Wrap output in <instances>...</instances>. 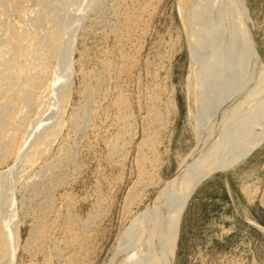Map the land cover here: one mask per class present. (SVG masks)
<instances>
[{"label":"rangeland","instance_id":"1","mask_svg":"<svg viewBox=\"0 0 264 264\" xmlns=\"http://www.w3.org/2000/svg\"><path fill=\"white\" fill-rule=\"evenodd\" d=\"M192 1L157 0L152 13L142 14L143 25L128 30L115 11L136 12L143 0H98L89 12L75 13L76 5L63 10L61 16L83 14L72 34L69 97L56 112L62 123L50 150L39 154L33 146L32 165L21 163L6 178L15 184L8 194L15 198L16 235L14 256L8 252L4 264H110L126 228L192 158L198 136L189 116L195 100L187 79L194 71L195 34L183 20ZM242 7L264 66V0H243ZM37 10H29L26 28ZM15 15L8 21H19ZM115 26L123 31L115 33ZM135 48L136 62L123 70L120 52L133 54ZM215 140L217 135L212 145ZM45 165L50 168L38 176ZM28 178L31 183H25ZM173 264H264V139L245 159L195 187L182 212Z\"/></svg>","mask_w":264,"mask_h":264},{"label":"bare ground","instance_id":"2","mask_svg":"<svg viewBox=\"0 0 264 264\" xmlns=\"http://www.w3.org/2000/svg\"><path fill=\"white\" fill-rule=\"evenodd\" d=\"M143 1L136 12L135 8L133 12L127 10L124 13L114 9L115 14L119 13L122 17L123 28L128 30L134 25H143L142 14L153 9L157 0ZM28 2H35L36 9L39 6L38 14H32L37 17L34 16L30 29L24 25L29 12L34 9ZM32 2L0 0V166L14 158L11 167L0 171V208L7 209H4L5 215L0 216V264H4L8 252L13 256L15 253L13 219L16 216L11 198L14 195L8 194L14 183L8 184L6 178L19 164L26 167L32 165L29 152L33 146H37L39 154L50 150L62 123L56 117V112L61 110L69 97L67 82L71 81L68 79L73 68L72 54L76 38L72 34L76 31L75 27L79 28V20L83 17V14L74 12H81L82 9L83 13L85 10L89 12L88 8H96V4H99L98 0H82L81 3L77 2L79 5L74 3L75 0ZM192 2L194 4L190 9L183 12V20H186L190 34H195L191 35L194 71L187 83L195 100L193 109H189V116L195 120L193 126L198 136V148L193 151L194 157L185 162L187 164L167 185H163L148 207L132 220L122 234L110 264H173L182 212L195 187L211 173L226 170L238 160L245 159L264 139V66L245 27L243 0ZM28 4L31 9L27 8ZM69 5H74L73 10L76 5L75 11L61 16L62 12L64 14L65 10H69ZM36 9L33 11L36 12ZM11 13L16 14L19 21L9 19V22L8 18L13 16ZM101 13L100 17L103 15ZM118 27L112 28L115 33L121 28ZM103 33H107V30ZM138 52V48L133 54L120 52L123 70L136 62L135 54ZM55 56L58 63L52 67L51 60ZM50 110H53L52 113L46 116L45 113ZM32 115L35 119L31 118ZM43 120L52 123L44 124ZM216 135L218 140L212 145V138ZM46 168H50V165L41 167L37 175L43 177ZM32 178L25 183H31ZM8 208H13L11 213H8ZM4 210L0 209L2 213ZM27 245L30 249V244ZM58 255L61 256V252Z\"/></svg>","mask_w":264,"mask_h":264}]
</instances>
